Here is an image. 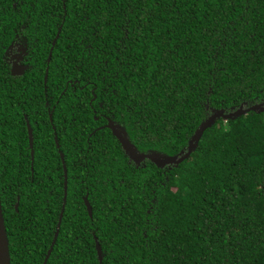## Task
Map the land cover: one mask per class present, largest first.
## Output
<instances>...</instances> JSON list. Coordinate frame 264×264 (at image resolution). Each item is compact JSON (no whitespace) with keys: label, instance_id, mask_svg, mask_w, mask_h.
Wrapping results in <instances>:
<instances>
[{"label":"trees","instance_id":"obj_1","mask_svg":"<svg viewBox=\"0 0 264 264\" xmlns=\"http://www.w3.org/2000/svg\"><path fill=\"white\" fill-rule=\"evenodd\" d=\"M65 5L67 37L52 62L81 80L60 103L81 113L82 127L56 131L67 197L46 264H264V112L215 120L188 159L164 168L135 167L109 129L92 133L109 118L139 152L173 156L212 110L264 103V0ZM57 71L46 83L55 98L64 89L52 84ZM45 142L52 161L41 149L34 156L39 184L27 159L0 166L10 264H42L55 232L63 169L48 135Z\"/></svg>","mask_w":264,"mask_h":264},{"label":"flooded vegetation","instance_id":"obj_2","mask_svg":"<svg viewBox=\"0 0 264 264\" xmlns=\"http://www.w3.org/2000/svg\"><path fill=\"white\" fill-rule=\"evenodd\" d=\"M78 2L83 6V0ZM65 3L66 0H0V166L4 169L5 164L11 165L27 159L30 182L33 183L35 180L36 185L40 183L37 180L40 175L39 169L33 167L34 156L37 152L40 153L41 149V155L47 163L50 164L52 161V154L48 155L40 148L41 144L47 145L45 136L48 135L49 139H52L63 169V165L66 168L65 158L58 143L57 128L62 129L63 136L71 123L77 122V127H82L81 113L74 118V114L68 111V106L60 103L62 97L66 98L63 93L68 86L72 87L73 92L76 88L83 89L80 85L81 80L67 78L66 74L60 72L63 66L52 62L56 44L62 37L63 40L67 37L62 30L68 14ZM54 8L60 9L58 14H55L56 32L53 35ZM82 53L84 54L83 50L79 55L80 60L83 58ZM72 65L76 70H81L80 65L74 63ZM50 68L58 70L54 73L55 82L52 84L64 83L63 91L56 98L48 95L46 90ZM76 98L79 96L76 95ZM79 101L81 102V99ZM106 124L98 126L92 133L106 128ZM23 148L24 152L21 154L20 149ZM15 150L18 152H14ZM144 164L145 161L135 167ZM48 175L50 177V172ZM18 199L16 198L17 201ZM14 208L17 209V203Z\"/></svg>","mask_w":264,"mask_h":264},{"label":"water","instance_id":"obj_3","mask_svg":"<svg viewBox=\"0 0 264 264\" xmlns=\"http://www.w3.org/2000/svg\"><path fill=\"white\" fill-rule=\"evenodd\" d=\"M255 112V113H263L264 112V103L245 106L240 105L236 109H231L230 112H225L223 109L220 110H212L211 114L200 123L198 128L194 131L193 135L187 142V146L185 150H181L178 154L173 156H166L162 155L158 152H139L137 148L130 142L127 133L125 130L120 127L117 123L113 122L112 120H107V124L105 127L110 130L112 136L118 141L122 151L124 152L125 156L127 157L129 162L138 166L140 163L144 161H149L150 163L154 164L157 168H164L165 166H178L184 160L188 159L191 153L196 149L197 144L205 130L210 128L212 124L217 119L223 120H232L238 118L248 112ZM61 160L63 162L62 154H60ZM63 172H64V187H63V198H62V206L59 212L57 225L55 228V232L53 235V241L46 253L44 261L42 264H46V261L51 253L52 247L55 243V240L58 235V230L60 227L65 203H66V168L63 165ZM84 205L86 207L88 216L91 217L92 210L86 198H84ZM95 249L97 252L98 260L101 261L102 259V252L99 243L95 239ZM0 264H10V255H9V248H8V240L6 235V229L4 225V219L2 215L1 203H0Z\"/></svg>","mask_w":264,"mask_h":264}]
</instances>
